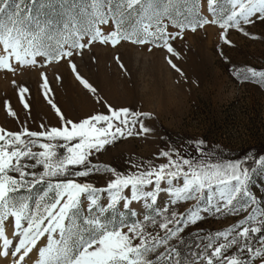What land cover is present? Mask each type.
I'll return each mask as SVG.
<instances>
[{"label": "snow or ice", "instance_id": "obj_1", "mask_svg": "<svg viewBox=\"0 0 264 264\" xmlns=\"http://www.w3.org/2000/svg\"><path fill=\"white\" fill-rule=\"evenodd\" d=\"M8 2L0 0V69L15 75L28 67L63 60L75 79L107 111L70 119L48 99L62 122L59 126L41 124L40 131L22 128L18 132L0 127V264H182L178 247L170 241L183 243L180 234L200 223L209 212L248 215L228 231L215 235L201 237L197 229L199 251L192 249L183 264H255L257 260L264 264V196L258 197L251 189L249 174H255L252 166L225 162L219 155L213 159L203 149H198L196 157L180 156L177 152L178 159L164 151L161 157L167 162L159 167L132 164L136 170L129 173L106 168L114 178L105 187L79 179L101 171L90 158L106 146L118 138L148 134L151 129L142 119L150 118V114L109 104L80 75L73 59L93 43L109 47L122 43L148 45L147 51H163L166 63L183 75L173 57L179 56L174 42L183 40L185 31L195 33L205 26H217L225 44L231 43L226 35L230 30L256 38L247 26L264 23V0H226L231 6L226 11L217 9V0H208L212 19L194 14L180 20L171 14L166 16V9L153 8L147 23L138 22L130 28L125 23L135 10L133 6L141 4L144 8L157 0H120L115 9L112 0H90L97 6L93 22L78 32L67 47V41L55 46L38 43L36 33L25 21L30 11L22 15L19 3L15 11H6ZM99 5H104L106 11H100ZM165 18L175 31H169ZM110 23L112 27L105 33L100 25ZM120 66L123 68L122 62ZM248 71L252 77L258 75L255 69ZM259 76L264 77V71ZM51 91L44 75L42 94L47 97ZM28 92V88L21 87L20 98ZM23 107L30 105L24 102ZM8 111L16 116L10 107ZM259 162L264 165V159ZM37 185L43 190L37 189L33 195ZM18 194H23V199ZM161 195L170 198L163 207L153 208L131 222L126 219L139 217L131 207L134 203H142L147 209L156 205ZM101 200L107 202L100 203ZM188 201L196 203L187 213L175 208L169 212V204ZM157 224L164 235L145 230ZM221 238L223 242H218ZM202 240L207 242L201 247Z\"/></svg>", "mask_w": 264, "mask_h": 264}, {"label": "rangeland", "instance_id": "obj_2", "mask_svg": "<svg viewBox=\"0 0 264 264\" xmlns=\"http://www.w3.org/2000/svg\"><path fill=\"white\" fill-rule=\"evenodd\" d=\"M119 2L112 0L113 9ZM18 3L22 15L30 11L25 21L30 30L36 33L38 43L55 46L67 41L66 47L78 32L93 22L97 7L90 0H9L6 11H15ZM216 7L226 11L231 6L226 0H217ZM99 8L102 12L106 11L104 5H99ZM133 8L135 10L126 19V28L138 22L147 23L153 8L166 9V16L171 14L180 20L194 14L213 18L208 0H168L167 3L157 0L144 8L141 4ZM125 14L127 16V10ZM164 22L169 24V31H175L167 18ZM100 27L107 33L112 25ZM247 30L256 38L230 30L226 34L230 44L223 42L217 26H205L195 33L185 31L184 39L174 42L179 56L173 57L183 75L166 63L163 51L149 52L148 45L122 43L109 47L93 43L81 55L74 56L80 75L98 90L100 97L114 107H128L150 114V118L142 119L151 129L148 134L118 138L106 146L90 158L101 171L79 179L96 187H105L108 180L114 178L113 173L105 171L106 168L129 173L136 170L132 164H142L148 168L166 163V159L161 157L164 151L170 152L173 159H178L177 152L180 156L196 157L198 149H203L213 159L219 155L225 162L238 161L242 167L252 166L255 174H249L251 189L258 197L264 196V165L259 162L264 159V77L259 76V72L264 71V23L247 26ZM248 69H255L258 75L252 77ZM44 75L52 89L47 97L42 94ZM21 87L29 89L23 99L19 96ZM48 99H52L70 119L107 111L75 79L69 65L63 60L43 67H28L15 75L0 69V127L6 131L18 132L22 128L40 131L41 124L49 128L59 126L62 122L48 104ZM24 102L30 107L24 108ZM9 107L16 113L15 117L8 111ZM37 189L43 190L42 186L37 185L33 195ZM18 195L23 199V194ZM169 199L161 195L157 204L147 209L142 203H134L131 207L139 213V217L127 216L126 219L131 222L143 218L153 208L163 207ZM195 203L169 204L168 210L170 212L175 208L187 213ZM81 215L85 213L81 212ZM247 215H213L209 212L200 223L186 228L180 235L184 237L194 233L198 236L197 229L201 237L209 233L215 235L219 231H228L237 220ZM145 230L153 235L157 232L164 235V230L158 224ZM193 241L190 243L193 244ZM178 242L173 239L170 244L176 245ZM206 242L200 241L201 247ZM218 242H223V238ZM255 264H260V261L257 260Z\"/></svg>", "mask_w": 264, "mask_h": 264}, {"label": "trees", "instance_id": "obj_3", "mask_svg": "<svg viewBox=\"0 0 264 264\" xmlns=\"http://www.w3.org/2000/svg\"><path fill=\"white\" fill-rule=\"evenodd\" d=\"M196 234H187L186 236L183 237V243H180L178 242L176 244V246L178 247L179 249V252L181 254V261H182V264H183V261H184V257L189 255L190 252L192 251V249H196L195 248V244H196ZM194 239V241L192 242L193 244H191L190 242ZM197 250V249H196ZM198 251V250H197Z\"/></svg>", "mask_w": 264, "mask_h": 264}]
</instances>
